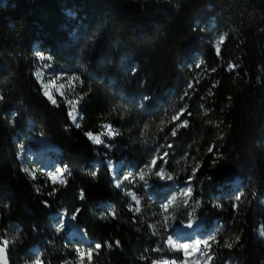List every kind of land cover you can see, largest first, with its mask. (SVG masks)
<instances>
[{"label": "trees", "instance_id": "16d2710c", "mask_svg": "<svg viewBox=\"0 0 264 264\" xmlns=\"http://www.w3.org/2000/svg\"><path fill=\"white\" fill-rule=\"evenodd\" d=\"M212 24L225 38L219 53L206 32ZM46 59L79 77L63 95L51 91L56 105L44 95ZM0 96V242L10 241L13 264H32L35 246L43 264H74V247L49 226L58 208L80 209L78 224L101 245L90 264H154L168 236L198 220L205 231L222 224L214 260L264 264V0H0ZM106 124L118 137L94 146L88 133ZM27 136L60 150L71 174L65 186L26 172L19 154ZM155 142L167 153L158 167L192 189L186 205L166 213L174 222L161 243L144 192L132 188L137 214L106 167L92 168L104 154L128 171L148 167L156 152L144 150ZM153 184L150 208L160 212L174 190ZM104 204L115 219L102 215Z\"/></svg>", "mask_w": 264, "mask_h": 264}, {"label": "rangeland", "instance_id": "374dc122", "mask_svg": "<svg viewBox=\"0 0 264 264\" xmlns=\"http://www.w3.org/2000/svg\"><path fill=\"white\" fill-rule=\"evenodd\" d=\"M215 25H210L207 29L206 32L211 35V42L212 44L216 47H219L224 43L225 38L219 34L218 32H216L214 30ZM221 38H223V43H221ZM45 59V58H44ZM48 59H46L47 61ZM73 76L69 75V74H64V73H60L58 72L55 67L53 66V64L50 61H47V63L45 64V74L43 75V79H44V83H45V91H49V92H54L57 96H61V93H63V89L65 87H68L70 85H72L74 83L75 80L72 79ZM61 85H63V87H61ZM186 89L183 88V93H185ZM175 106L172 108L173 113H175ZM74 115H72L73 117ZM177 116H175L176 118ZM178 119H175V121H177ZM110 128V127H109ZM109 128H106L105 133L108 135V137L110 139L112 138H116L118 134H116L114 137H110L109 136ZM114 128L117 130L118 129L114 126ZM113 133H117L115 130H113V128H111ZM26 141H28L27 144H24V140L21 143L22 145V149L20 151L19 154V161L20 163L24 166V169L26 170V172L29 175L34 176L35 171H40L43 174H45L47 176V178L50 180L51 176H57L59 179H64L65 176V170L63 168L60 167V162H59V156H58V152L57 150H53L51 148L46 147V140L44 138L40 139L37 138L35 136H27L26 137ZM163 141H168V138L165 137V139ZM156 142L154 144H152L149 147L145 148V155L148 157L150 155H152L153 153H155V159H161V156H163L164 154V146L161 147H156V149H154ZM94 146L97 147H102L103 145H96L93 144ZM118 150H122L120 148H118ZM164 158V157H163ZM51 163V164H50ZM158 168L163 170V174L165 176L164 180H161L158 176H156L154 173L157 169H153L151 172H149V168L148 167H143L138 171H123V175L120 178V181L118 184V189L119 191L122 193V195L124 197H127L129 202L131 203L130 206V210L131 211H135L137 214L141 213L142 210V202L141 199L139 197V195L137 194V192H133L132 188H137L138 192L142 191L144 192L145 197H147V199L149 200L150 203L147 202V209H150V219L152 221H154V225L153 229L156 231V229H158L156 231L157 236L159 237V243H161L164 234L169 235V231L171 230L172 227H170L171 224H173L174 221H171L169 219V217H167L168 212H171L172 209L174 207H176V203L180 202L183 205H186L189 200L190 197H186L185 195H183V193H185L187 191V189L189 187L184 188H178V184H175V181H173V178L169 179V174L166 172V169L164 168V166H159ZM55 171H58V173H56ZM145 172L146 176H145V180L141 181L139 180V174L140 172ZM63 172L64 175L60 176L59 174ZM127 177V179L125 178ZM158 179L159 181H161V185L162 187H170L169 185H171V187L173 188L174 191H172L171 189V194H170V201L171 203L169 204V201L166 203H163L159 206L160 212L156 210H153L150 208V205L153 203V198L151 197V190L153 187V182L154 180ZM51 181V180H50ZM51 183H53L51 181ZM59 184V183H56ZM131 193V195H130ZM132 195H135L137 200H139V204L136 203L135 200L132 199ZM175 197L176 199L173 200L172 198ZM225 196H223L221 199H223L224 201L226 200V198H224ZM234 197H238L233 196L231 199H234ZM228 201V200H227ZM164 204H169V209L167 212L164 211L163 205ZM262 204V203H261ZM264 205V204H262ZM137 208H139V211H137ZM103 211H105L106 213H103V216L108 219H115L116 215H113V210L111 208V206H104L102 208ZM115 210V209H114ZM149 211V210H148ZM181 212V210H177L176 214H179ZM185 212V211H184ZM183 212V213H184ZM174 214V213H173ZM149 215V212H148ZM63 215H61L58 220H52L51 224L53 230L55 232H57V230H61L64 227V219H63ZM178 218V215L176 216ZM184 217V215H183ZM174 218H175V214H174ZM176 219V218H175ZM63 225V227H61L60 225ZM218 225H216V227L213 230H207V231H203V230H197L195 232L192 231V229L189 227V225L187 226V228L185 227L184 229H181L182 227H179L176 229V231L174 233H171L169 236H171L172 240L176 243V244H188L191 247H194L196 245L197 241H204V240H209L210 242V249H203V244H201V248H202V252L196 253V254H191V252L189 253L188 257H185L184 252L181 251H175L171 248L170 245H168L167 240L165 241L164 244V249L165 251L163 252L165 255L164 260L162 261V263L164 261H167L168 264H172L173 261H175V264H184L185 260H187V264H221L220 263V259H215L213 258V255L211 253V248H212V244L216 243V240H212V237H215L217 233L220 232L221 228H222V224L217 223ZM264 231V228H261L260 232ZM61 232V231H60ZM168 236V237H169ZM191 237H194V239H191ZM261 238H264L260 235ZM168 239V238H167ZM10 242V241H8ZM97 244V243H96ZM78 250L79 252H84L85 254L88 253L89 251H91L93 253L94 250H99L96 249L95 245H92L91 247H86V246H74V264H81L80 261V256L78 255ZM207 252V255L204 254V252ZM86 259L87 256H85ZM211 258V259H210ZM34 264V262L32 263ZM36 264V263H35ZM83 264H85V261L83 262ZM224 264V263H222ZM229 264V263H226ZM231 264V263H230ZM237 264V263H235Z\"/></svg>", "mask_w": 264, "mask_h": 264}, {"label": "snow or ice", "instance_id": "6c2138e0", "mask_svg": "<svg viewBox=\"0 0 264 264\" xmlns=\"http://www.w3.org/2000/svg\"><path fill=\"white\" fill-rule=\"evenodd\" d=\"M220 42L223 43V38H221V41ZM216 50H217V53H219V51H220L219 47H217ZM72 79L73 80H77V79H79V77H75L74 76V77H72ZM61 87H63V85H61ZM189 87H191V85H189ZM44 95L47 97V99L53 105H56L57 101H56V99L53 98L51 92H49V91L46 90L45 93H44ZM61 95H63V93H61ZM3 99H4V97L3 96H0V101H2ZM70 115H71V113H70ZM175 119H179V117H176ZM186 126H187V120L183 121V123L180 124L178 127H186ZM116 134H118V133H113L112 130H111V128H109V136L110 137H114ZM171 135L172 136H175L176 135V131L175 130L172 131ZM88 138L90 140H92L96 145H103V144H105V141L104 140H102L99 136H93L92 133H88ZM166 155H167V153H164L163 156H161V159H163V157L166 156ZM148 168H149V172H151L153 169H157L154 174L156 176H158L161 180H164L165 179V176L163 174V170L160 169V168H158V161H157V159H152L151 162H150V166H148ZM59 175L60 176H63L64 173L61 172ZM91 175L93 177H95L96 176V172L93 171L91 173ZM145 176H146V173L145 172H143V171L140 172V174H139V180L144 181L145 180ZM125 178L127 179V177H125ZM169 179H171V177H169ZM50 180L53 182V185H55L56 183L66 184V181L64 179H59L57 176H51L50 177ZM49 194L50 195L55 194V190L52 193H49ZM130 195H131V193H130ZM183 195H185L186 197H191L192 196V189L191 188H188L187 191L185 193H183ZM79 198L81 200H83L85 198V193L83 192V190H81L79 192ZM132 199L135 200L137 204H139V200H137V198H136L135 195H132ZM172 199L175 200L176 198L173 197ZM237 199H239V197H237ZM44 203L47 206V201H44ZM170 203H171V201H169V204ZM169 204H164L163 205V208H164V211L165 212L168 211ZM137 211H139V208H137ZM73 219H75V216H73ZM60 226L63 227L62 224ZM189 227H191V225H189ZM260 235L262 237H264V231L260 232ZM237 239H239V238L237 237ZM212 240L214 241L215 240V237H212ZM167 243L175 251H181L182 250L184 252V254H185V257H188L190 252H191V254H196V253L202 252L203 250L201 248V244H203V249H210V242H209V240L197 241L196 242V245L194 247H191L188 244H179L178 245V244H176L172 240L171 236H169L168 239H167ZM7 246H8V242L7 241L4 242V246H0V264H8V260H7ZM226 246L229 247V248L232 247L231 244H228ZM95 247H96V249H100L101 248V245L99 243H97L95 245ZM157 250L159 251L160 249H157ZM204 254L207 255V252L205 251ZM78 255L80 256L81 264H83L84 259H85V256H87V258L89 260V264H90L91 259H92V252L91 251H89L88 253L85 254L84 252H79V250H78ZM36 264H41V262L40 261H36ZM163 264H168V262L167 261H164ZM172 264H175V261H173ZM184 264H187V260H185Z\"/></svg>", "mask_w": 264, "mask_h": 264}, {"label": "built area", "instance_id": "2783aa9c", "mask_svg": "<svg viewBox=\"0 0 264 264\" xmlns=\"http://www.w3.org/2000/svg\"><path fill=\"white\" fill-rule=\"evenodd\" d=\"M80 118H81V115L80 114L74 113V116L71 119V123H72V125L74 127H78ZM109 127L110 128H113V130H115L117 132V130L114 128V126L109 125V124H106V125L103 126V130H102V132L99 135H94L93 134V136H99L101 139L107 138L109 140H115L118 137V135H117L116 138L110 139L108 137V135L105 133L106 128H109ZM89 141H90V143L95 144L92 140L89 139ZM115 162H116V159L109 157L107 154H104L102 161L96 160L92 164V166L95 169H99L100 167H102L103 165H105L107 168H109L111 170V172L114 171V172H112V174H113L112 176L115 178V181H119L120 178H118V176H119V172H120V170L122 168L123 162L116 163L115 169H113V165L115 164ZM79 211H80V209H78L76 211V213H74V214H72L70 216H67V214H66V212L64 210L58 211V213L56 214V216H61V215L64 216L63 217V219H64V221H63L64 222V227L62 229V232L65 229H67L68 231L70 230L71 233H75V230L76 229H78V230H80L82 232H85V229L84 228L79 229L78 225L76 224V221H77L76 219H77V216H78L77 212H79ZM73 216H75V219H73ZM74 235L75 234H73V236ZM8 245H9V243H8ZM37 249L38 248H36V250ZM40 257H41V253H40V251L37 250V258H38L37 261H39Z\"/></svg>", "mask_w": 264, "mask_h": 264}, {"label": "bare ground", "instance_id": "6f19581e", "mask_svg": "<svg viewBox=\"0 0 264 264\" xmlns=\"http://www.w3.org/2000/svg\"><path fill=\"white\" fill-rule=\"evenodd\" d=\"M45 146L48 148H51V143L49 141H47Z\"/></svg>", "mask_w": 264, "mask_h": 264}, {"label": "water", "instance_id": "95a60500", "mask_svg": "<svg viewBox=\"0 0 264 264\" xmlns=\"http://www.w3.org/2000/svg\"><path fill=\"white\" fill-rule=\"evenodd\" d=\"M7 260H8V264H10V259H9V254L7 252Z\"/></svg>", "mask_w": 264, "mask_h": 264}]
</instances>
